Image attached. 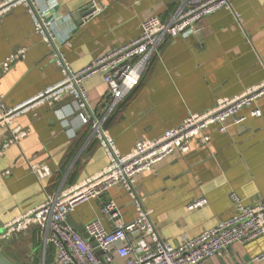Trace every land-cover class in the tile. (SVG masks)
Masks as SVG:
<instances>
[{
    "label": "crops",
    "instance_id": "0c3cea01",
    "mask_svg": "<svg viewBox=\"0 0 264 264\" xmlns=\"http://www.w3.org/2000/svg\"><path fill=\"white\" fill-rule=\"evenodd\" d=\"M1 1V0H0ZM56 21L54 46L73 71L126 44L141 33L151 16L170 19L177 0H37ZM95 3L99 10L92 7ZM75 13L74 18L72 14ZM8 64L7 57L20 52ZM63 78L50 57V47L35 32L31 17L19 5L0 15V102L15 108L32 100ZM264 78V0H231L209 16L193 22L172 37H164L149 55L138 83L112 104L101 74L88 77L83 87L95 118L122 154L139 139H152L177 126L191 112L205 111L217 100L232 97ZM257 108V115L252 110ZM76 101L64 97L54 106L27 104L12 117L10 127L27 134L0 151V254L12 264H51L55 246L42 231L29 229L2 238V226L40 203L46 195L98 173L108 164L90 123L75 114ZM243 120L217 123L188 140L185 151L175 150L153 168L134 178L142 206L162 240L173 246L186 234L195 237L235 213L233 193L243 205L264 201V95L238 112ZM205 135V139H202ZM9 129L0 125V150ZM28 163L46 165L50 175L39 181ZM8 170L7 174H2ZM204 197V207L186 205ZM113 199L122 220L135 217L125 189L113 186L97 198L78 204L65 218L72 229H84L99 218L107 230L113 225L102 212ZM264 236L236 243L204 264H264ZM121 262L115 258L114 264Z\"/></svg>",
    "mask_w": 264,
    "mask_h": 264
},
{
    "label": "built area",
    "instance_id": "2783aa9c",
    "mask_svg": "<svg viewBox=\"0 0 264 264\" xmlns=\"http://www.w3.org/2000/svg\"><path fill=\"white\" fill-rule=\"evenodd\" d=\"M231 0H177V6L167 21L151 16L141 22V33L132 41L115 47L93 59L79 71H73L58 54L55 46L56 21L49 17L37 0H1L0 15L16 6H23L31 17L35 32L39 33L50 47V57L61 68L63 78L47 87L28 103L15 108H6L0 102V125L9 129V138L1 152L10 144L27 134L18 126L10 127L12 117L26 110L27 104L45 103L54 106L64 97L76 101L75 114L82 123H90L108 159L105 168L86 179L59 189L55 194L46 195L45 200L33 209L14 217L2 226L1 237L8 238L19 232L38 227L45 240L55 246V257L51 264H204L220 254L225 248L236 243H247L264 236V201L243 205L232 193L235 213L230 218L218 221L195 237L182 234L180 244L173 246L161 239L151 220L150 213L139 199L134 178L143 170L153 168L160 160L173 151H185L188 140L202 134L211 124L217 123L221 131L226 121L233 117L235 123L243 120L240 109L251 105L264 95V78L232 97L221 98L205 111L189 113L177 126L166 129L152 139H139L133 149L122 154L108 131L103 127V118H95L88 104V95L83 82L90 76L101 74L108 86L112 104L118 101L139 81L149 55L166 36H176L185 29H191L194 21L209 16L220 7H230ZM95 11L99 8L92 3ZM10 55L3 63L8 64L20 56ZM257 115L259 110L254 108ZM202 139H205L203 135ZM30 171L39 181L50 175V169L43 164L28 163ZM5 170L2 174H7ZM113 186H121L130 197L135 217L129 222L122 220V212L115 200H107L102 212L113 225L107 230L99 218L87 221L85 232L97 244L101 254L97 255L90 241L65 223V218L78 204L97 198ZM204 197L190 201L188 210L204 207ZM257 259L264 260V251Z\"/></svg>",
    "mask_w": 264,
    "mask_h": 264
},
{
    "label": "water",
    "instance_id": "95a60500",
    "mask_svg": "<svg viewBox=\"0 0 264 264\" xmlns=\"http://www.w3.org/2000/svg\"><path fill=\"white\" fill-rule=\"evenodd\" d=\"M74 15H75V13H73V14L71 15L72 18H74ZM74 230H76V229H74ZM77 231H78L80 234H82V236H83L84 238H86L88 241H90V244H91V246L94 248L96 254H97V255H100V254H101V250H99V249L96 247V246H97L96 242H95L91 237H89V236L87 235V233L83 231V229H79V228H77ZM0 264H12V263H10L5 257H3V256L0 254Z\"/></svg>",
    "mask_w": 264,
    "mask_h": 264
}]
</instances>
